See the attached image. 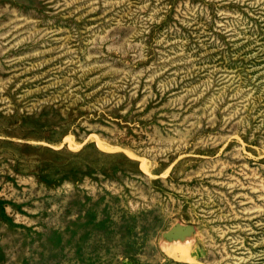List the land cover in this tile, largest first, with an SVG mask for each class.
Returning <instances> with one entry per match:
<instances>
[{
	"label": "rangeland",
	"instance_id": "374dc122",
	"mask_svg": "<svg viewBox=\"0 0 264 264\" xmlns=\"http://www.w3.org/2000/svg\"><path fill=\"white\" fill-rule=\"evenodd\" d=\"M0 264H264V0H0Z\"/></svg>",
	"mask_w": 264,
	"mask_h": 264
}]
</instances>
